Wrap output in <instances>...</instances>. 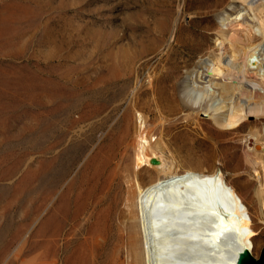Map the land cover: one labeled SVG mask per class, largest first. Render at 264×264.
Segmentation results:
<instances>
[{"label": "rangeland", "instance_id": "374dc122", "mask_svg": "<svg viewBox=\"0 0 264 264\" xmlns=\"http://www.w3.org/2000/svg\"><path fill=\"white\" fill-rule=\"evenodd\" d=\"M230 2L0 0V264H39L40 253L48 248L43 224L49 204L42 181L47 135L69 129L64 146L71 148L81 135L91 134L90 128L107 114L111 116L108 126L115 122L121 126L120 135L109 144L122 142L126 151L124 160H119L120 202L113 213L118 238L114 245L120 257L112 263L133 264L130 241L135 222L126 207L129 180L136 178L147 187L161 175L150 167L140 171L134 167L135 111L148 118L150 133L176 173L222 170L250 210L256 230L253 254L260 255L264 219L255 191L259 180L245 159L248 125L257 120L250 117L243 128L221 129L203 112L191 111L178 89L187 73L209 58L217 15ZM126 57L131 58L128 65ZM93 63L100 68L98 86L111 100L100 118L92 117L88 105L91 98L86 80ZM47 77L63 90L58 110L52 100L46 110L41 80ZM202 77L201 84L209 85L206 72ZM78 81L79 89H74ZM77 120L79 124H74ZM103 130L96 132L93 146L105 135ZM39 227L44 238L41 249L36 243ZM61 258L58 263L65 264Z\"/></svg>", "mask_w": 264, "mask_h": 264}, {"label": "bare ground", "instance_id": "6f19581e", "mask_svg": "<svg viewBox=\"0 0 264 264\" xmlns=\"http://www.w3.org/2000/svg\"><path fill=\"white\" fill-rule=\"evenodd\" d=\"M217 20L209 58L189 71L178 89L191 111L203 112L221 129H240L250 117L256 118L248 125L245 159L259 180L255 191L264 219V0H231L220 10ZM230 29L235 32L230 33ZM130 60L126 57L124 63L128 65ZM95 65L89 69L86 83L89 82L90 112L98 118L111 100L104 97L103 87L98 86L101 74ZM204 72L210 77L209 85L199 81ZM41 82L46 110L51 100L55 101L54 110H58L61 86L49 77ZM80 83L72 87L79 89ZM135 112L134 167L139 171L150 167L161 175L147 187L136 178L129 180L126 207L135 222V234L130 241L133 264H236L238 255L246 248L253 252L256 230L250 210L222 170L216 168L211 174L176 173L150 133L148 118ZM110 118L107 114L98 119L90 128L91 134L81 135L82 139L71 148L64 146L71 133L69 129L58 131L56 136L47 135L48 143L42 149V181L49 204L43 224L48 248L40 253L39 264H59L61 257L65 264H113L120 257L114 245L118 238L113 213L120 202L117 176L126 151L122 142L114 140V144H109L121 128L119 122L108 126ZM100 129L106 130L105 135L93 146ZM37 230L36 243L40 247L43 230Z\"/></svg>", "mask_w": 264, "mask_h": 264}, {"label": "water", "instance_id": "95a60500", "mask_svg": "<svg viewBox=\"0 0 264 264\" xmlns=\"http://www.w3.org/2000/svg\"><path fill=\"white\" fill-rule=\"evenodd\" d=\"M236 264H264V247L258 257L246 248L238 255Z\"/></svg>", "mask_w": 264, "mask_h": 264}, {"label": "snow or ice", "instance_id": "6c2138e0", "mask_svg": "<svg viewBox=\"0 0 264 264\" xmlns=\"http://www.w3.org/2000/svg\"><path fill=\"white\" fill-rule=\"evenodd\" d=\"M226 230V229H225Z\"/></svg>", "mask_w": 264, "mask_h": 264}]
</instances>
